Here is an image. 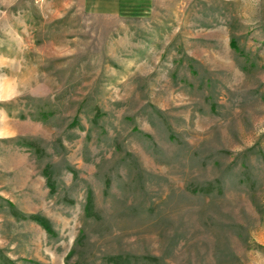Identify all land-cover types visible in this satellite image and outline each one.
<instances>
[{
    "label": "rangeland",
    "instance_id": "rangeland-1",
    "mask_svg": "<svg viewBox=\"0 0 264 264\" xmlns=\"http://www.w3.org/2000/svg\"><path fill=\"white\" fill-rule=\"evenodd\" d=\"M85 1L0 0V264H264V0Z\"/></svg>",
    "mask_w": 264,
    "mask_h": 264
},
{
    "label": "crops",
    "instance_id": "crops-1",
    "mask_svg": "<svg viewBox=\"0 0 264 264\" xmlns=\"http://www.w3.org/2000/svg\"><path fill=\"white\" fill-rule=\"evenodd\" d=\"M151 0H86L89 11L102 15L129 17L143 13Z\"/></svg>",
    "mask_w": 264,
    "mask_h": 264
},
{
    "label": "trees",
    "instance_id": "trees-1",
    "mask_svg": "<svg viewBox=\"0 0 264 264\" xmlns=\"http://www.w3.org/2000/svg\"><path fill=\"white\" fill-rule=\"evenodd\" d=\"M10 203H8L9 205ZM10 208L12 207V205H9ZM92 206H91V197L90 195L87 197V201H86V205H85V215H89L90 214V210H91ZM15 215H17V213H14ZM29 220L35 222L36 224H38L48 235L53 236L54 232L52 230L51 224L50 222L39 215H29L27 217Z\"/></svg>",
    "mask_w": 264,
    "mask_h": 264
},
{
    "label": "clouds",
    "instance_id": "clouds-1",
    "mask_svg": "<svg viewBox=\"0 0 264 264\" xmlns=\"http://www.w3.org/2000/svg\"><path fill=\"white\" fill-rule=\"evenodd\" d=\"M10 98H11V96L5 94V90L2 86V84H0V102H3V101L10 99Z\"/></svg>",
    "mask_w": 264,
    "mask_h": 264
}]
</instances>
